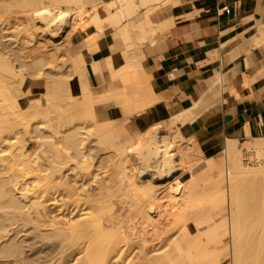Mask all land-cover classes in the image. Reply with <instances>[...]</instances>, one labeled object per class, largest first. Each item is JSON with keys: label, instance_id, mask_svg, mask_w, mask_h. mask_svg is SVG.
Instances as JSON below:
<instances>
[{"label": "bare ground", "instance_id": "bare-ground-1", "mask_svg": "<svg viewBox=\"0 0 264 264\" xmlns=\"http://www.w3.org/2000/svg\"><path fill=\"white\" fill-rule=\"evenodd\" d=\"M149 1L103 0V9L90 10L93 0H0V26L10 33V43L0 48V264H221L226 252L230 264H264V137L244 144L227 139L225 164L200 158L194 137L186 142L180 130L215 102L216 93L136 141L125 133V123L158 102L142 71L143 48L165 30L151 14L176 0ZM79 18L87 27L75 33ZM247 40L233 41L232 50L237 54ZM98 52L104 58L88 68L86 56ZM104 73L120 82L121 90L94 94L89 76L103 83ZM26 76L46 84L39 90L41 101L24 108L18 96ZM261 78V73L244 75L247 94ZM214 79L213 90L225 78ZM238 90L227 87L234 94ZM110 102L122 120L95 122L96 105ZM22 131L31 135L34 149L23 144ZM244 134L250 137L247 130ZM88 138L96 146H89ZM251 154L256 160L245 163ZM98 155L96 172L106 174L99 179L91 161ZM131 162L132 175L126 173ZM174 163L171 185L178 189L170 194V205L180 195L195 201L207 174L215 167L221 172L206 190L209 210L196 217L195 228L205 230L193 235L180 229L176 241L168 237L176 227L171 218L180 223L190 214L166 209L154 178ZM186 175L187 181H179ZM225 207L228 216L216 221Z\"/></svg>", "mask_w": 264, "mask_h": 264}, {"label": "crops", "instance_id": "crops-1", "mask_svg": "<svg viewBox=\"0 0 264 264\" xmlns=\"http://www.w3.org/2000/svg\"><path fill=\"white\" fill-rule=\"evenodd\" d=\"M176 1L158 14L155 24L164 25L165 30L143 48L142 71L158 102L135 117L136 130L149 129L161 114L169 119L194 103L207 102L217 94V86L214 90L211 86L214 78L221 77L227 79L220 84L222 102L216 98L182 133L194 137L208 158L221 153L227 139L245 143L264 137V42H260L264 39V0ZM240 37L250 43H242L236 54L231 43ZM253 39L258 43H252ZM103 58V52L87 57L88 68L91 61ZM258 73L262 83L247 94L244 75L252 78ZM105 76L109 77L106 93L117 91L109 74L104 73L103 79ZM229 85L237 90L240 86L241 92L227 91ZM240 93L243 97L238 98ZM99 105L119 111L114 102ZM111 113L112 108L108 115ZM246 130L250 137L244 136Z\"/></svg>", "mask_w": 264, "mask_h": 264}, {"label": "rangeland", "instance_id": "rangeland-1", "mask_svg": "<svg viewBox=\"0 0 264 264\" xmlns=\"http://www.w3.org/2000/svg\"><path fill=\"white\" fill-rule=\"evenodd\" d=\"M103 0H93V3L91 4V6H93V7H89V9L91 10L92 8L95 10H100V9H103L104 7H105V5H104V3H101ZM105 1V0H104ZM152 1V2H151ZM150 2V4H154L153 2H158V0H150L149 1ZM155 3V4H156ZM180 2H179V0H178V4H179ZM150 4L149 5H147V6H150ZM172 3L171 2H169V3H166V4H164V5H162L161 7L159 6L157 9H156V11L153 13V14H151V21L153 22V23H157V20H158V14L159 13H161L162 12V9L163 8H166L168 5H171ZM149 8V7H148ZM16 28L14 29V33H15V40H17V43H19L21 40H22V36L20 35V31H21V29H22V27H23V20L21 19V18H19V19H17L16 21ZM76 23H75V30H74V32L75 33H79V32H81L84 28H86L87 26L86 25H83V18H79V19H76V21H75ZM3 26H4V24H2ZM12 30V29H11ZM162 32V31H161ZM88 33L91 35L92 34V30H88ZM10 33L8 32L7 33V31L6 30H2L1 29V26H0V48L3 46V45H7V44H9L10 42H9V40H10V37H6V36H8ZM4 37V38H3ZM156 37V36H155ZM106 42H108V40H106ZM15 46V45H14ZM87 57L88 56H86V61H87ZM63 71H65V69L63 68V70H62V72ZM58 72H61L60 71V69L58 70ZM27 78H26V80H25V83H23L22 84V88H21V91L20 92H22L20 95H19V92H18V94L17 95H19L18 96V101L20 102V105L22 106V107H26L28 104H29V102H31V104H36V103H38V102H40L41 101V95H40V93H39V90H40V88H43L44 86H45V84H46V80L45 79H34V78H31L30 76H26ZM89 79H90V83H91V85H92V92L94 93V94H96V95H102V94H105L106 93V86L109 84V77L108 76H105V78H104V82L103 83H100L99 82V80L98 79H96L95 77H93V76H89ZM97 81V82H96ZM224 82H227V79L225 78L224 80H223V83ZM43 86V87H42ZM217 86V85H216ZM116 87H117V90H121V88H122V84L120 83V82H118L117 81V83H116ZM217 102H219V103H221L222 102V93H221V87H220V85H218L217 86ZM77 92V91H76ZM219 94V95H218ZM220 96V97H219ZM226 96V95H225ZM219 97V98H218ZM226 98H227V96H226ZM110 108H112V113H111V115H108V112H109V110H110ZM95 109H96V113H97V116H96V119H95V122H98L99 124H108V125H111V124H115V123H117V122H119L120 120H122V113L120 112V111H117V109L115 108V107H108V108H104L102 105H96V107H95ZM8 110H4V114H7L6 112H7ZM121 114V116L119 117V113ZM9 117H11V116H9ZM135 117L136 116H133L131 119H130V121L129 122H127V123H125L124 124V129H125V133L129 136V137H131V138H133L135 141L137 140V139H140L141 138V134L143 133V132H145L146 130H148V129H142L140 132H138L137 130H136V128H135V123H134V119H135ZM15 118V117H14ZM13 118V119H14ZM109 118H114V119H117L116 121H106L107 119H109ZM197 117H195L193 120H191L190 121V124H192L194 121H195V119H196ZM10 119H12V118H10ZM167 119H168V117H166L165 115H163V114H161L158 118H156L152 123H151V125H150V127H149V129L152 127V126H155V125H163L164 124V122L165 121H167ZM41 121H43V120H41ZM50 123V122H49ZM45 124V123H44ZM46 124H48V123H46ZM52 124V123H51ZM98 124V125H99ZM45 126H47V125H45ZM48 126H50V125H48ZM88 126V125H87ZM87 126H84V127H87ZM94 127V126H93ZM92 127V129L94 130V128L96 127H94L93 128ZM45 128H50V127H45ZM92 129H89V131H90V134H91V130ZM98 129V128H97ZM49 130V129H48ZM86 130V129H85ZM84 130V131H85ZM86 131H88V127H87V130ZM181 134L183 135V137L185 138V139H187L186 140V142H188V140H189V138H187L183 133H182V128H181ZM94 132V131H93ZM162 134L164 133V131L162 132V131H160ZM23 137H22V136ZM21 135H19V136H21L22 137V141L24 142L23 144L25 145V144H30L31 145V147L34 149L35 147V142L31 139L32 137H31V135L29 136L28 134H26L25 135V131H22L21 132ZM122 136H123V134H122ZM92 138H94L93 136H92ZM123 138V137H122ZM194 141H196L194 138H192ZM92 142V144H90L91 142ZM95 141L93 140L92 141V139H90V138H88V142H86V143H88V144H90L89 146H94L95 145V143H94ZM197 142V141H196ZM87 144V145H88ZM198 144V143H197ZM239 144H244V142L243 141H239ZM96 146V145H95ZM224 148V147H223ZM103 149H104V147H103ZM99 151V150H98ZM101 151V150H100ZM99 151V152H100ZM96 152V151H95ZM103 153L105 152V154H106V151H102ZM101 152V153H102ZM98 153V152H97ZM97 153H96V155H97ZM100 155V154H99ZM99 155L98 156H94L93 157V159L91 160L92 161V171L93 172H95V174H97L98 176V179L99 178H101L102 176H106V174H102V171L100 170V172H96V170L98 169L97 168V158L99 157ZM218 156H221V157H219L218 158ZM200 158H202V159H206V158H208V157H205V155L202 153L200 156H199ZM216 158H217V161H222L221 163H223V164H225V162H226V158H225V154H224V152H223V149H222V151H221V153H219L218 155H216L215 156ZM251 160H250V159ZM210 159H211V161L212 162H216V159L214 158L213 159V157H210ZM244 162L245 163H251L252 161L254 162V160H256V158H255V155L254 154H251V155H247V156H245L244 157ZM134 162H131V168H129L130 166V164H128V168L130 169H128L129 170V172L128 171H126V173L127 174H130V175H132V173H133V169H132V166H134V164H133ZM170 167V168H169ZM168 168L169 169H167V173H163L162 175H154V178H155V181H156V184L158 185L157 187H158V197L161 199V200H163L166 204H165V207H166V209H171V210H173V209H177L179 212H177L176 214L177 215H179L181 212H183V210H188V214H190L187 218H182L183 220L180 222L179 220H181V219H179L178 221L180 222V223H177L176 222V218H171V221H170V225H171V227L172 226H176V227H174L173 229H175V230H173L172 228V230H171V232L168 234L169 236L168 237H170L171 236V238L173 237V240L174 241H176L177 240V238L179 237V235H181L182 234V230L183 229H186L190 234H195L196 232H199L198 234H200V232L203 230V228L205 227H202L201 228V231L200 230H197L198 228H195L196 227V220H197V216L199 215V214H203V212H206V211H208L209 209H208V207H207V205H206V202H207V194H208V192H206V190L208 191V187L211 185V184H213L214 182H216L217 180H218V178H219V176H220V173L221 172H219V170L215 167V169H213L210 173H208L207 174V176H206V179L205 180H207V182L206 183H204L202 186H200L201 188H202V190H203V192L201 191V188H200V191L199 192H201V193H199L198 195H197V197H196V200L195 201H191L190 202V200H189V197L187 196V195H180L179 197H180V199H178V203H176L175 205H170L169 204V199H170V194H172V193H176V191H177V186L176 185H171V184H173L174 182V179H175V177H176V175H173V174H175V172L177 171V168H178V165H177V163H174V164H172V165H170ZM130 172H132V173H130ZM171 172V173H170ZM129 175V176H130ZM172 175V176H171ZM168 176H169V178H168ZM174 177V178H173ZM189 178V176L188 175H186V176H184V177H181V179L179 180V181H187V179ZM171 179H173V180H171ZM152 181H154V180H152ZM175 184V183H174ZM204 186V187H203ZM199 189V188H198ZM225 210L226 211H223L220 215H217L216 216V221H223L224 220V218L225 217H227L228 216V211H227V207H225ZM187 214V215H188ZM205 214V213H204ZM191 215H192V217H191ZM176 219V220H175ZM186 221H185V220ZM188 219V220H187ZM170 220V219H169ZM167 223H168V221H167ZM169 224V223H168ZM174 224V225H173ZM183 224V225H182ZM183 226V227H182ZM206 228V227H205ZM180 229H181V231H180ZM197 230V231H196ZM205 230V229H204ZM203 230V231H204ZM174 232V233H173ZM180 233V234H179ZM197 234V233H196ZM176 235H177V237H176ZM175 236V237H174ZM170 238V239H171ZM176 240H175V239ZM179 239V238H178ZM225 241H229V239H225ZM221 264H230V259H229V257H228V252H226L225 254H224V256H223V258H222V260H221Z\"/></svg>", "mask_w": 264, "mask_h": 264}]
</instances>
